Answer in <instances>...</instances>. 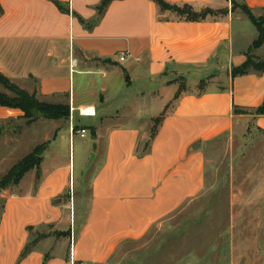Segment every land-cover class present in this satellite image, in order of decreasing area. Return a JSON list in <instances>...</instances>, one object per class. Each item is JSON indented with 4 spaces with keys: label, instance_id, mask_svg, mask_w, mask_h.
Listing matches in <instances>:
<instances>
[{
    "label": "crops",
    "instance_id": "obj_1",
    "mask_svg": "<svg viewBox=\"0 0 264 264\" xmlns=\"http://www.w3.org/2000/svg\"><path fill=\"white\" fill-rule=\"evenodd\" d=\"M58 1L70 14L50 0H0V72L39 101L66 99L71 110L68 153L52 152L50 140L38 184L33 169L0 192V264H117L125 243L202 191L201 144L247 123L264 133V115L234 112L264 101V71L231 76L257 33L228 0H167L228 9L200 21L159 13L152 0H113L101 14L102 0ZM242 1L264 13V0ZM253 53L264 59V43ZM21 115L0 106V120ZM83 116L93 148L75 173L71 132L87 130L74 122ZM49 121L54 141L62 125ZM3 128L8 143L14 128ZM86 179V205L52 202ZM30 227L44 237L21 258Z\"/></svg>",
    "mask_w": 264,
    "mask_h": 264
},
{
    "label": "rangeland",
    "instance_id": "obj_2",
    "mask_svg": "<svg viewBox=\"0 0 264 264\" xmlns=\"http://www.w3.org/2000/svg\"><path fill=\"white\" fill-rule=\"evenodd\" d=\"M242 15L247 29L257 33L248 17ZM0 92L9 97L13 95L1 84ZM56 101L47 103L69 107L66 99ZM37 115L35 122L28 125L21 116L0 120V125L12 128L18 125L19 129L14 131V137V132H8L12 137L8 143L0 140V176L36 145L47 143L44 157L49 151L50 140L55 144L52 152L68 153L66 124L71 122L70 107L68 117ZM49 120H56V125H62L54 141L51 138L55 136V126ZM74 122L87 126L83 137L76 131L71 132L77 173L85 167L86 156L93 145L88 129L90 118L83 116ZM156 126L157 122L151 123L150 135ZM47 132H50L49 139L44 140ZM201 148L204 154L202 191L165 219L153 224L141 238L125 243L123 253L115 260L117 264H264V133L252 123L238 125L236 129L201 144ZM91 155L90 152L87 160ZM91 172L92 168L88 178ZM83 183L76 180L74 190L69 186V205H73V198L74 205H86L84 202L89 198L88 179L84 183L86 186H82ZM8 188H11L10 193L15 190L11 186ZM2 199L0 197V204ZM41 233L37 232L32 239L44 235Z\"/></svg>",
    "mask_w": 264,
    "mask_h": 264
},
{
    "label": "trees",
    "instance_id": "obj_3",
    "mask_svg": "<svg viewBox=\"0 0 264 264\" xmlns=\"http://www.w3.org/2000/svg\"><path fill=\"white\" fill-rule=\"evenodd\" d=\"M52 1L58 9L65 13L70 14V10L61 4L58 0ZM113 0H102L97 6L98 13H103L108 4ZM159 13L170 12L175 15L176 18L186 20V21H200L206 19L207 17H218L224 16L228 13L227 8H212L209 6L201 7L196 9L192 4L183 3L177 4L172 3L167 0H152ZM231 3V10L234 11L239 9L251 23L255 26L257 30V37L252 42L250 47L246 52V59L243 63L231 68V76H240L248 74L251 72H263L264 71V59L256 56L253 52L255 49L259 48L264 43V13L255 16L252 13L251 8L242 0H228ZM2 14V8L0 6V16ZM0 84L9 90L13 95L11 97L0 92V106L7 108H16L22 111L21 118L25 120H31L36 114L42 115L46 118H58V117H68L69 107L67 105H52L47 102L39 101L34 93H29L24 89L19 88L17 85L10 82V80L0 72ZM202 84V85H201ZM198 88L201 89L204 83L201 82ZM184 89L183 85H180L178 91L175 93L174 98H177L180 92ZM235 113H251L254 115H264V101L254 108H238L234 107ZM160 118H156L155 122L158 123ZM3 125H0V134L3 132ZM18 125L14 127V131L17 132ZM47 148V143H42L36 145L33 150L14 164L4 175L0 176V192L7 189L12 185L18 184L24 175L35 169V185L38 184L40 179V164L43 159V152ZM70 191L68 190L65 194L60 197L55 198L52 202L59 204L60 202H66L69 200ZM0 205H3L1 203ZM30 234L33 235L32 228L28 229ZM44 237L40 235L37 238L31 239L22 249L20 257L26 256L35 246L36 242Z\"/></svg>",
    "mask_w": 264,
    "mask_h": 264
},
{
    "label": "built area",
    "instance_id": "obj_4",
    "mask_svg": "<svg viewBox=\"0 0 264 264\" xmlns=\"http://www.w3.org/2000/svg\"><path fill=\"white\" fill-rule=\"evenodd\" d=\"M126 53H120V56H119V60L120 61H122V60H124V58H125V55ZM85 132H86V130L84 129V128H81V129H79V130H76V133H78L81 137H83L84 135H85Z\"/></svg>",
    "mask_w": 264,
    "mask_h": 264
},
{
    "label": "water",
    "instance_id": "obj_5",
    "mask_svg": "<svg viewBox=\"0 0 264 264\" xmlns=\"http://www.w3.org/2000/svg\"><path fill=\"white\" fill-rule=\"evenodd\" d=\"M37 118H38V115L36 114V116L33 119L26 121V124H30V123L34 122ZM63 234L68 235L70 237L71 236V230L69 229L66 232H64Z\"/></svg>",
    "mask_w": 264,
    "mask_h": 264
}]
</instances>
